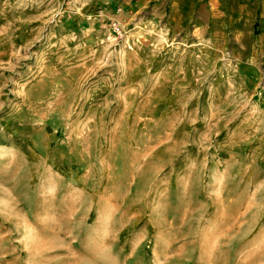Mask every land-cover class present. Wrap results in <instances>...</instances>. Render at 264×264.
Instances as JSON below:
<instances>
[{"label":"rangeland","instance_id":"1","mask_svg":"<svg viewBox=\"0 0 264 264\" xmlns=\"http://www.w3.org/2000/svg\"><path fill=\"white\" fill-rule=\"evenodd\" d=\"M172 1L0 0V264H264V0Z\"/></svg>","mask_w":264,"mask_h":264},{"label":"crops","instance_id":"2","mask_svg":"<svg viewBox=\"0 0 264 264\" xmlns=\"http://www.w3.org/2000/svg\"><path fill=\"white\" fill-rule=\"evenodd\" d=\"M204 0H173L172 1V10L169 19L175 23V26L184 28L186 26H191L194 28L200 27H209L210 20L205 21L203 24L199 22V6L203 3ZM208 5L214 6V1L207 0ZM211 6V7H212ZM242 10L248 12L249 7H244ZM246 19H251V16L244 17ZM219 34H224L223 32H219ZM243 34V40L247 41V43H251L254 37L259 41L260 45L264 50V30L256 32L252 29L245 30ZM257 35V36H256ZM252 44V43H251Z\"/></svg>","mask_w":264,"mask_h":264},{"label":"built area","instance_id":"3","mask_svg":"<svg viewBox=\"0 0 264 264\" xmlns=\"http://www.w3.org/2000/svg\"><path fill=\"white\" fill-rule=\"evenodd\" d=\"M111 27H112V30L115 33H120L121 32V27H120V25L116 21H114L113 23H111Z\"/></svg>","mask_w":264,"mask_h":264}]
</instances>
